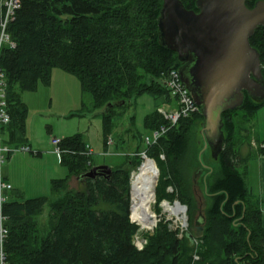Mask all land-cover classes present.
Wrapping results in <instances>:
<instances>
[{"label": "trees", "instance_id": "1", "mask_svg": "<svg viewBox=\"0 0 264 264\" xmlns=\"http://www.w3.org/2000/svg\"><path fill=\"white\" fill-rule=\"evenodd\" d=\"M195 1L181 0L185 8L196 12ZM255 1L245 4L252 7ZM18 2L7 27L14 47L5 46L0 54L10 116L3 129L7 144H25L26 108L18 91L32 89L38 78L47 81L52 67L76 76L81 91L90 94L92 108L102 118L104 148L116 126L114 118L123 116L118 110L135 103L141 95L154 101L153 110L144 117V128L151 131L167 124L156 108L173 104V99L160 80L168 70L178 69L181 62L175 52L158 41L157 20L162 0ZM249 43L259 53L264 78V26L255 29ZM252 101L254 107L250 110L242 103L221 115L222 148L216 158L210 157L213 162L218 159L220 172L213 175L202 155L198 157L200 169L206 171V202L199 259L193 264H264L259 202L247 189L244 171L238 169L254 156L251 144L249 140L238 142L227 137L223 130L226 123L235 125L234 118L238 125L251 120L257 107L264 104V100ZM202 121L200 112L179 118L145 150L148 157L155 158L162 174L155 187L156 200L176 196L187 205L188 216L194 209L193 197L184 180L173 171L170 155L166 169L159 153L168 152L178 139L188 137L190 142L192 132L200 129ZM197 133L196 144L200 143ZM262 142L258 153L264 156ZM58 147L59 163L68 173L67 177L51 180L55 199L48 202L47 197L38 196L17 200L13 196L2 206L7 218L2 243L5 264H191L192 234L186 232L178 239L162 223L148 236L142 250L135 248L132 235L136 226L129 221L128 157L120 165L110 167L109 172L87 178L82 174L93 163L81 135L59 139ZM70 176L77 177V189L68 187ZM171 185L177 189L176 195L166 191ZM12 193L11 189L6 196ZM46 203L49 228L42 233L35 217Z\"/></svg>", "mask_w": 264, "mask_h": 264}, {"label": "rangeland", "instance_id": "2", "mask_svg": "<svg viewBox=\"0 0 264 264\" xmlns=\"http://www.w3.org/2000/svg\"><path fill=\"white\" fill-rule=\"evenodd\" d=\"M14 91H17V89H14ZM18 93L20 101L26 108L23 137L26 145L29 144L31 146L32 153H12L3 162L2 172L3 174L6 173L7 180H5L13 188L12 192H15L13 194L15 198L22 200L45 196L48 198V202L55 199L56 196L50 189L51 180L67 177L68 172L57 160V154L54 152L55 145L50 141L53 138L59 140L76 133L81 135L86 146L90 149L89 153L93 165L116 167L123 163L122 161L127 157L129 158L131 192V181L145 158H143V155H146V148L150 146L145 142L144 136H151L152 130H146L143 125L144 117L153 110L154 106V101L150 96L141 95L135 99V103L118 110L123 113V116L114 118L116 126L108 136L111 138L112 143L104 148L102 118L99 115V111L92 108L90 94L81 91L80 83L73 74L65 72L58 67H52L47 81L44 82L38 78L32 89L21 90ZM242 103L245 104L248 110L254 107L252 106L254 102L250 97L244 96ZM174 106V104H171L162 107L165 109L173 108ZM233 122H235V125L224 124V135L227 137L231 136L238 142L249 140L252 154L254 156L260 155L258 152L260 147L263 146L262 140H264V104L257 107L251 120L238 125L237 119L234 118ZM194 133L199 136L198 140L200 138V143L196 144L197 139H195ZM187 138L175 141L168 152L164 153V151H161L159 153V158L163 161L166 169L169 168L167 167L168 156L170 155L169 159L172 158L173 171L184 180L193 197L194 209L191 216H188L187 205L179 202L176 196H173L172 199L161 198L158 201L156 200L152 204V210L156 216L157 223H155L153 228L143 229L132 222L136 226V230L132 235V242L134 245L139 246V243H142L143 240L145 243L143 245L144 248L148 236L153 234L158 223H162L167 226L168 230L174 232L178 239H181L186 232H190L192 234L191 239L199 241L198 249L191 242L192 258L195 248L198 254L202 244L201 234H195V220L199 210L202 213L204 212L206 194H204L203 176L206 171L200 169L201 165L198 161L199 152L203 147L200 129L198 127L194 129L190 142L189 138ZM115 143L116 145H114ZM33 151L39 152V155L33 154ZM134 151H138V154H135ZM127 153L130 155H127ZM201 155L205 166L210 167L212 174L216 176L218 174L217 171L220 172L221 168L218 159H216V162L211 160L214 157L208 147L201 152ZM146 157L148 156L146 155ZM148 158L155 160L154 157L149 156ZM157 167L160 168L158 165ZM238 169L241 172L244 166H240ZM160 178H162V174L159 172ZM66 183L70 189L79 187V181L76 176H70ZM166 191L174 195L177 194V189H175L174 185L168 186ZM7 198H10V196H7ZM163 200L171 205L177 201L185 206V218L180 220L186 222L185 227H182L178 223L179 221L175 220L173 222L168 219V213L161 204ZM48 211L49 203H46L42 208V212L35 218L42 233H46L49 228L47 224ZM193 263L192 259L191 264Z\"/></svg>", "mask_w": 264, "mask_h": 264}, {"label": "water", "instance_id": "3", "mask_svg": "<svg viewBox=\"0 0 264 264\" xmlns=\"http://www.w3.org/2000/svg\"><path fill=\"white\" fill-rule=\"evenodd\" d=\"M248 0H196L197 12L181 0H162L157 20L158 41L175 52L181 62L180 81L200 107L203 147L216 158L222 148L221 115L242 104L244 95L264 100V78L258 51L249 37L264 26V0L247 7ZM107 165H93L82 177L109 172ZM130 211V208H129ZM201 210L195 234L203 231Z\"/></svg>", "mask_w": 264, "mask_h": 264}, {"label": "built area", "instance_id": "4", "mask_svg": "<svg viewBox=\"0 0 264 264\" xmlns=\"http://www.w3.org/2000/svg\"><path fill=\"white\" fill-rule=\"evenodd\" d=\"M18 0H0V54L3 47L8 46L10 48L14 47V42L10 39L9 33L7 32V27L9 22L13 19L15 9L18 7ZM160 83L168 90L170 97L173 99V108L157 107L156 111L162 115L163 119L167 122L166 125H161L157 129L152 130L151 136H144V140L148 145L155 144L158 138L164 134L167 129L173 126L179 118L188 117L192 114L200 112V107L195 104L190 92L186 89L183 83L180 81L177 69L168 70ZM6 80L4 72L0 65V264H5V253L3 249V240L6 237L7 228L5 226L6 216L2 211V206L7 200L6 192L12 189L11 185L5 180L2 168L3 162L10 154L16 152H30V148L26 144L20 145H9L5 142L3 129L10 122V116L6 110ZM55 145L54 152L59 155L60 149L58 147V139H51L50 141ZM108 144L112 142L111 139L107 140ZM146 155H143V158ZM130 183V182H129ZM170 209L166 210L168 213V219L173 222L179 221L178 223L183 227L186 226V222L180 221L185 216V206L179 204L176 207L175 203L169 204ZM184 222V223H183ZM175 229V227L173 226ZM194 246L199 245V241L196 239H191ZM144 241L139 243V246L134 245L137 250L143 249ZM197 249L192 255L193 262L199 259L197 254ZM244 264V263H240Z\"/></svg>", "mask_w": 264, "mask_h": 264}, {"label": "bare ground", "instance_id": "5", "mask_svg": "<svg viewBox=\"0 0 264 264\" xmlns=\"http://www.w3.org/2000/svg\"><path fill=\"white\" fill-rule=\"evenodd\" d=\"M158 178L159 169L155 161L145 157L131 181L129 221L143 229L153 228L157 223L152 204L156 201L155 187ZM174 203L178 207L179 202ZM161 204L165 210L170 209L167 201L163 200Z\"/></svg>", "mask_w": 264, "mask_h": 264}, {"label": "crops", "instance_id": "6", "mask_svg": "<svg viewBox=\"0 0 264 264\" xmlns=\"http://www.w3.org/2000/svg\"><path fill=\"white\" fill-rule=\"evenodd\" d=\"M108 139L111 138L108 137ZM27 146L29 148L31 147L29 144H27ZM107 146H109L108 142H107ZM30 153H32L31 148H30ZM33 154L39 155V152L33 151ZM124 154L126 155V153ZM57 157H58L57 160L59 161V155H57ZM243 171H244V180L249 193L259 202L261 227L264 231V156L261 154L256 155L254 157L252 156L249 160H247ZM3 175L4 178L7 180L6 173H4ZM10 195H11L10 198H13V193Z\"/></svg>", "mask_w": 264, "mask_h": 264}, {"label": "flooded vegetation", "instance_id": "7", "mask_svg": "<svg viewBox=\"0 0 264 264\" xmlns=\"http://www.w3.org/2000/svg\"><path fill=\"white\" fill-rule=\"evenodd\" d=\"M197 12V11H196Z\"/></svg>", "mask_w": 264, "mask_h": 264}]
</instances>
